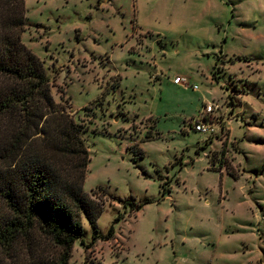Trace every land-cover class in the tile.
Returning a JSON list of instances; mask_svg holds the SVG:
<instances>
[{"label": "rangeland", "instance_id": "1", "mask_svg": "<svg viewBox=\"0 0 264 264\" xmlns=\"http://www.w3.org/2000/svg\"><path fill=\"white\" fill-rule=\"evenodd\" d=\"M25 3L21 39L83 125L105 203L69 264H264V0Z\"/></svg>", "mask_w": 264, "mask_h": 264}, {"label": "trees", "instance_id": "2", "mask_svg": "<svg viewBox=\"0 0 264 264\" xmlns=\"http://www.w3.org/2000/svg\"><path fill=\"white\" fill-rule=\"evenodd\" d=\"M26 16L25 0H0V264H69L84 217L97 229L105 203L85 190L83 125L21 39Z\"/></svg>", "mask_w": 264, "mask_h": 264}, {"label": "built area", "instance_id": "3", "mask_svg": "<svg viewBox=\"0 0 264 264\" xmlns=\"http://www.w3.org/2000/svg\"><path fill=\"white\" fill-rule=\"evenodd\" d=\"M175 82L177 83H186L189 84L188 80L185 77H180V76H176L175 77ZM195 88H197V86H195ZM217 106L212 105L211 103H209V105H206L205 111H213V109H215ZM215 125L209 120L208 116L201 115V118H199L198 120H196L195 125H194V130L195 131H199V132H203V133H210L212 134L214 132V127Z\"/></svg>", "mask_w": 264, "mask_h": 264}, {"label": "crops", "instance_id": "4", "mask_svg": "<svg viewBox=\"0 0 264 264\" xmlns=\"http://www.w3.org/2000/svg\"><path fill=\"white\" fill-rule=\"evenodd\" d=\"M216 161H218V159L215 158V160H214L213 163H215ZM221 164L224 165L222 162H221ZM222 167H223V166L220 167V171H223V168H222ZM225 167H226V169H227V171H228V167H227L226 164H225ZM212 168H216V166H215V167L213 166ZM228 173H229V172H228ZM229 174H230V173H229Z\"/></svg>", "mask_w": 264, "mask_h": 264}]
</instances>
